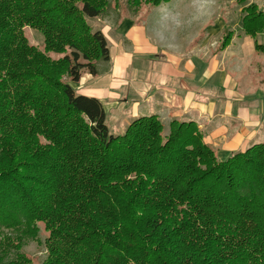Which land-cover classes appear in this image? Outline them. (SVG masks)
<instances>
[{
  "label": "trees",
  "instance_id": "16d2710c",
  "mask_svg": "<svg viewBox=\"0 0 264 264\" xmlns=\"http://www.w3.org/2000/svg\"><path fill=\"white\" fill-rule=\"evenodd\" d=\"M172 1L0 0V264H33L32 243L40 264H264V143L220 161L197 124L166 134L157 115L113 134L73 88L110 63L89 21Z\"/></svg>",
  "mask_w": 264,
  "mask_h": 264
},
{
  "label": "crops",
  "instance_id": "0c3cea01",
  "mask_svg": "<svg viewBox=\"0 0 264 264\" xmlns=\"http://www.w3.org/2000/svg\"><path fill=\"white\" fill-rule=\"evenodd\" d=\"M247 1L264 11V0ZM233 2L189 3L199 27L191 36L178 32L183 44H170L163 35L181 0L161 5L146 19L129 12L118 21L111 14L102 28L110 63L100 64L95 77L84 74L73 88L101 101L113 134L125 133L137 118L157 115L167 125L197 124L221 161L264 143V54L256 48L264 47V32L247 35L241 14L246 4L235 13ZM228 27L233 38L217 49Z\"/></svg>",
  "mask_w": 264,
  "mask_h": 264
},
{
  "label": "rangeland",
  "instance_id": "374dc122",
  "mask_svg": "<svg viewBox=\"0 0 264 264\" xmlns=\"http://www.w3.org/2000/svg\"><path fill=\"white\" fill-rule=\"evenodd\" d=\"M176 1V0H175ZM179 1V0H178ZM183 3V6H181L180 13L177 14V16L174 18L175 20L173 21V25L171 23V26H169L170 29H164L163 31V35L165 36L167 42H169L170 44H183V42H178V36L183 34L184 36H191L193 35L195 32L198 31V20L195 23L194 22V18L195 17V13L192 10V8H188L187 5L192 4L193 0H181ZM233 2L232 8L235 11V13H237V8L241 11V7H243L244 4L245 8L244 10L242 9L241 14L242 15H248L250 12H254L255 14H257L258 12L260 13H264V11H261L260 8L255 5V4H248L247 0H228V2ZM198 2V1H196ZM174 3V2H173ZM193 5V4H192ZM158 8V7H157ZM156 7L153 6H143L142 7V11L140 12L139 16L142 17V19H146L152 12L155 11V9H157ZM123 9V8H122ZM190 10V11H189ZM129 12H126L125 9L122 10V15H127ZM129 15V14H128ZM131 15V14H130ZM176 15V14H175ZM198 15V14H197ZM109 22V21H108ZM262 22L264 23V16L262 18ZM90 25L92 27H94L97 30H101L102 28L104 29L105 24L107 25V23L103 22L102 20H94V21H89ZM182 31L181 34H178L179 31ZM264 32V31H263ZM205 33V31H204ZM229 34L230 41L233 38V33L229 30V27L226 28L222 34L219 35L218 39L216 40V42L218 43L217 45V49H220L223 45V40L227 35ZM25 35L28 38V41L31 45L38 47L40 49H43V43H44V38L43 36L36 32L33 29L30 28H26L25 29ZM206 35V34H205ZM105 36V35H104ZM203 39V38H202ZM108 41V40H107ZM229 41V44H230ZM196 43H198V39L196 40ZM109 44V43H108ZM193 44V43H192ZM260 46V45H259ZM263 47V46H262ZM260 53V52H259ZM263 54V53H262ZM161 122L164 124L165 126V131L166 134L169 133L168 127L169 125H167V121H164L163 119H161ZM108 125V124H107ZM110 130V129H109ZM199 130L203 133V130L201 129V127H199ZM111 132V130H110ZM112 133V132H111ZM216 154V152H215ZM217 158L218 155L216 154ZM231 157V156H230ZM219 159V158H218ZM220 160V159H219ZM221 161V160H220ZM41 227V235H42V239H44V237L48 236V233H46L43 229V226L40 225ZM41 246H38L37 243H32L30 244L25 251L30 255V257L33 260V264H40V262L43 260L45 252H43V250H41Z\"/></svg>",
  "mask_w": 264,
  "mask_h": 264
}]
</instances>
